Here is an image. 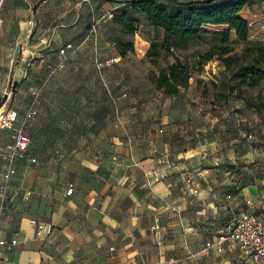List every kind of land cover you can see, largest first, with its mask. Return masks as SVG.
Here are the masks:
<instances>
[{
  "label": "crops",
  "instance_id": "1",
  "mask_svg": "<svg viewBox=\"0 0 264 264\" xmlns=\"http://www.w3.org/2000/svg\"><path fill=\"white\" fill-rule=\"evenodd\" d=\"M33 1L20 0L26 5ZM36 1L42 16H48V7L73 0ZM83 1L100 5L108 14L130 0ZM24 15L30 18L32 10L25 9ZM28 30L25 26L23 35ZM94 31L80 45L58 32L50 40L40 30L33 38L30 32L28 55L39 54L30 66L35 68L38 60L41 67L51 57L58 60L60 49L54 52V43L61 48L72 43L65 68L53 72L63 89V73L77 68L79 61L95 69L104 62L129 58L122 57L114 43L101 46L103 30ZM6 33L0 29V97L6 100L4 109L15 108L19 116L13 128L0 129V239L8 242L0 245V264H252L242 259L233 242H225L221 251L207 248V243L227 231L243 211L264 220L263 210L256 214L253 207L256 186L247 190L250 195L245 200L244 190L228 192L218 166V161L228 158L214 150L207 152L208 144L184 142L185 125H176L173 115L162 119L163 128L156 130L157 126L140 124L138 119L127 126L122 111L119 121L102 133L110 139L101 145L94 139L87 153L62 162L59 158L35 164L37 160L29 155L33 138L26 129L32 139L28 152L11 157L7 145L17 131L35 132L40 126L32 112L28 117L29 105L26 118L20 114L23 102H15L8 92L10 81L16 80V47ZM17 75L21 79L22 72ZM172 131H178V139L170 138ZM98 149L103 150L100 155ZM10 170L15 172L9 174ZM71 187L73 192L68 194ZM248 199L253 206L247 205ZM33 218L52 224V233L38 232L31 224ZM12 240L17 243L11 244Z\"/></svg>",
  "mask_w": 264,
  "mask_h": 264
},
{
  "label": "rangeland",
  "instance_id": "2",
  "mask_svg": "<svg viewBox=\"0 0 264 264\" xmlns=\"http://www.w3.org/2000/svg\"><path fill=\"white\" fill-rule=\"evenodd\" d=\"M201 1L163 0L171 9L184 12L190 2ZM248 1L241 15L249 22V37L241 42L235 31H230V55L239 59L227 67L219 59L222 38L214 33L229 30L228 26H206L199 39L180 47L178 37L165 42L163 29L150 26L144 16L139 17L138 32L133 37L127 35L114 22L111 12L107 14L91 1L57 3L48 7V16H42L39 1L26 5L20 0H0V29L7 32L10 37L5 34L6 38L15 41L16 47V80L10 81L8 92H12L11 99L25 105L20 110L24 117L29 105L27 110L40 126L35 132L25 128L33 138L29 155L37 160L35 164L39 160H72L87 153L94 139L101 145L110 139L103 131L119 121L122 111H126L127 126L138 119L140 124L157 126L156 130L163 128L162 119L173 115L176 125H185L184 142L208 144L207 152L214 150L228 158L218 161L223 187L230 193L244 190L245 200L250 195L247 190L256 186L253 207L256 214L258 209L264 212V78L255 87L240 84L241 66L259 61L264 68V0ZM27 8L32 10L30 18L24 15ZM25 26L31 30L27 36L23 35ZM95 29L103 30L101 46H113L114 36H120L132 39L136 52L129 53L124 62H104L95 69L79 61L77 68L63 73V89L59 87V77L57 80L55 71L46 63L39 67L41 62L37 60L33 62L35 68L30 66L28 51L32 49L26 43L30 32L33 38L40 30L47 40L58 32L80 45L88 32L95 34ZM61 46L54 43V52ZM149 50L158 54L149 56ZM207 54H212V59L207 60ZM177 58L187 64L193 83L181 87L178 95L166 96L153 83L152 75L167 72ZM51 60L56 62L55 57ZM29 88L33 89L30 93ZM175 112L181 117L174 116ZM159 134L166 136L165 131ZM169 136L178 139L180 135L172 131ZM101 151L98 149L97 155Z\"/></svg>",
  "mask_w": 264,
  "mask_h": 264
},
{
  "label": "trees",
  "instance_id": "3",
  "mask_svg": "<svg viewBox=\"0 0 264 264\" xmlns=\"http://www.w3.org/2000/svg\"><path fill=\"white\" fill-rule=\"evenodd\" d=\"M248 0H203L190 2L187 12L171 9L166 3L158 0H130L125 6L111 11L114 22L123 32L133 37L139 30V17L144 16L147 23L157 29H163L165 42L174 37L179 38L178 46L187 47L189 42L202 36L205 25H226L229 30L214 33L222 38L223 46L219 59L227 67H231L237 59L230 53L233 48L230 45V31H235L237 39L246 42L249 37V22L241 13L249 5ZM113 42L120 55L125 57L134 53L136 47L132 39L124 40L120 36H114ZM151 49V48H150ZM150 50L148 55L152 56ZM223 55H228L224 57ZM207 60L212 59V54H207ZM52 61L51 59H49ZM192 76L186 63L179 58L173 63L167 72L153 73L152 80L157 88L163 90L166 96L178 95L181 87H189ZM264 78V68L259 66V61L248 63L240 67V84L255 87L260 79Z\"/></svg>",
  "mask_w": 264,
  "mask_h": 264
},
{
  "label": "built area",
  "instance_id": "4",
  "mask_svg": "<svg viewBox=\"0 0 264 264\" xmlns=\"http://www.w3.org/2000/svg\"><path fill=\"white\" fill-rule=\"evenodd\" d=\"M73 48V44H66L58 51L59 58L56 62L47 60V65L52 71H57L65 68L67 60V51ZM36 54L30 55V60L36 59ZM19 112L15 108L4 109V106L0 109V129L13 128ZM32 116L29 112L28 117ZM162 132V130H160ZM32 142L31 136L26 129L21 128L17 131L12 142L7 145V151L11 157L19 156L23 157L29 150ZM35 161V158L31 159ZM15 170H10L9 174L14 173ZM191 184V179L187 180ZM68 194L73 192V187L67 190ZM230 197V195L228 196ZM248 206H253L252 199L246 201ZM31 224L38 229V232H45L51 234L53 231L52 224H46L38 221L37 219H31ZM225 242H233L237 245L242 259L245 262L252 264H264V220H260L255 214L243 211L240 216L236 218L229 229L220 234L216 240L207 243V248L214 247L218 250L223 249ZM16 240H12L11 244H16ZM8 242L4 239H0V245H6Z\"/></svg>",
  "mask_w": 264,
  "mask_h": 264
},
{
  "label": "water",
  "instance_id": "5",
  "mask_svg": "<svg viewBox=\"0 0 264 264\" xmlns=\"http://www.w3.org/2000/svg\"><path fill=\"white\" fill-rule=\"evenodd\" d=\"M8 97V96H7ZM6 100L2 99L0 97V109L4 106V103H5Z\"/></svg>",
  "mask_w": 264,
  "mask_h": 264
}]
</instances>
